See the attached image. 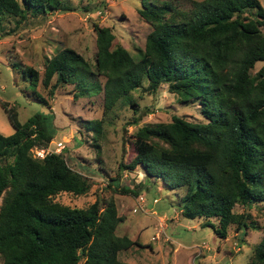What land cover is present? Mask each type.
<instances>
[{
  "label": "trees",
  "instance_id": "16d2710c",
  "mask_svg": "<svg viewBox=\"0 0 264 264\" xmlns=\"http://www.w3.org/2000/svg\"><path fill=\"white\" fill-rule=\"evenodd\" d=\"M60 2L0 0V22L10 18L16 30L30 16L39 24ZM244 5L257 17L241 15ZM138 12L151 28L137 59L110 28L94 24V64L63 48L46 59L42 85L51 97L67 84L77 88L75 97L102 91L103 114L132 91L157 93L163 84L180 102L198 99L203 122L173 115L168 122L142 124L131 135L133 158L119 169L140 165L146 177L180 190L182 216L205 219L202 226L219 239L232 225L242 234L258 229L248 209L264 208V8L259 0H191L188 9L141 0ZM21 74L35 89L37 71L23 67ZM4 107L15 130L0 133L1 264H131L119 253L148 244L119 232L124 217L112 198H96L86 208L52 199L60 192L86 194L91 181L71 167L68 147L34 156V148L53 149L51 110L20 123L6 102ZM139 120L133 116L126 125ZM85 123L101 134V120ZM236 205L246 209L237 212ZM247 264H264V225Z\"/></svg>",
  "mask_w": 264,
  "mask_h": 264
},
{
  "label": "rangeland",
  "instance_id": "374dc122",
  "mask_svg": "<svg viewBox=\"0 0 264 264\" xmlns=\"http://www.w3.org/2000/svg\"><path fill=\"white\" fill-rule=\"evenodd\" d=\"M167 1L184 9L191 6V0ZM259 2L264 8V0ZM140 7L141 0H61L59 9L48 11L46 20L39 24L32 23L30 16L25 25L16 30L10 18L0 22V133L10 135L15 130L5 102L20 123H25L34 113L47 114L51 110V147L58 152L70 148L72 160L69 164L91 181L86 194L76 196L60 192L52 199L70 207L86 208L96 198H112L119 216L124 217L118 225L119 232L138 239L141 244L148 242L155 249L133 246L119 253L121 260L131 264H247L262 235L264 208L259 210L253 206L248 209L258 229H249L242 234L232 225L228 227L226 237L219 239L210 227L202 226L205 219H188L180 214L181 207L176 204L180 190L169 189L161 178L143 182L145 177L140 167L119 169L121 162L128 163L133 158L135 149L131 135L142 124L168 122L173 115L203 122L198 99L180 102L178 96L163 84L157 93L142 88L134 90L103 114L102 91L75 97L77 88L67 84L58 87L51 97L48 88L41 83L46 59L63 48L74 50L94 64V24L110 28L115 39L137 59L151 28L139 15ZM240 14L257 17L255 9L246 5ZM260 29L264 32V25ZM261 64L257 63L256 69ZM23 67L37 71L39 80L35 89L21 74ZM97 82L102 84L103 78L99 76ZM35 92L47 100L50 110L37 99ZM131 101L136 106H131ZM133 116H140L138 123L126 125L128 121L131 123ZM97 119L101 120V134L85 129L86 121ZM141 194L147 211L133 212L138 208L137 199ZM155 198L157 203H153ZM234 209L242 212L246 208L236 205ZM151 214L154 218L164 215L166 219H154ZM154 232L159 234L157 240L151 238Z\"/></svg>",
  "mask_w": 264,
  "mask_h": 264
},
{
  "label": "crops",
  "instance_id": "0c3cea01",
  "mask_svg": "<svg viewBox=\"0 0 264 264\" xmlns=\"http://www.w3.org/2000/svg\"><path fill=\"white\" fill-rule=\"evenodd\" d=\"M137 167H140L141 169H142V167L140 166V165H138ZM142 171H143V173H144V177H145V179H144V181L143 182H147L148 181V177H146V175H145V172H144V170L142 169ZM151 180H152V178H151ZM143 194H141V196H142ZM143 197V201L142 202H140L138 199H137V201H138V208H134L133 209V212H137L138 210H142L143 212H145V211H147L143 206V204H144V196H142ZM153 203H157V199L155 198V199H153ZM116 204V203H115ZM117 207V206H116ZM152 213L154 214L155 213V211L154 210H152ZM153 214H151V216L154 218V216H153ZM180 214H181V212H180ZM182 215V214H181ZM163 218H165V216L164 215H162L161 217L159 216V217H157V218H154V219H163ZM166 219V218H165ZM143 225H146V224H143ZM145 226H143L142 228H140V229H143ZM139 229V230H140ZM155 229V228H154ZM156 231V230H155ZM154 235H157V238H153L154 237ZM151 238H153V240H157L158 238H159V234H158V232L156 233V232H154V234H153V236H151ZM150 238V239H151ZM138 240V239H137ZM152 240V239H151ZM139 241V240H138ZM142 244H148V246H146L147 248H149L150 250H152V251H154L155 249L151 246V244L150 243H148V242H146V243H142ZM176 248V247H175Z\"/></svg>",
  "mask_w": 264,
  "mask_h": 264
},
{
  "label": "built area",
  "instance_id": "2783aa9c",
  "mask_svg": "<svg viewBox=\"0 0 264 264\" xmlns=\"http://www.w3.org/2000/svg\"><path fill=\"white\" fill-rule=\"evenodd\" d=\"M58 145H60V144H58ZM50 151L58 152V151H55V149L50 148L49 146L47 148H37V149L34 148L32 150L34 156L40 157V158H42L47 152H50ZM138 200L140 202H142L143 201V197L142 196H139V199ZM153 238H155V237H153Z\"/></svg>",
  "mask_w": 264,
  "mask_h": 264
}]
</instances>
